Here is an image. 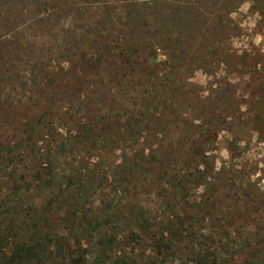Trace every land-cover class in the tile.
<instances>
[{"label": "trees", "instance_id": "trees-1", "mask_svg": "<svg viewBox=\"0 0 264 264\" xmlns=\"http://www.w3.org/2000/svg\"><path fill=\"white\" fill-rule=\"evenodd\" d=\"M14 1L17 0H9ZM55 1L65 0H43L33 9L24 6L21 15H35L25 27L35 29L41 23L47 26L52 15L57 16L60 11L67 15L74 12L70 5L60 9ZM113 2L118 3L121 13L118 24L113 22L112 13H109L111 5L106 3L101 15L109 17L107 19L114 24L109 21L104 27L107 21L100 20L80 37L74 36L76 44L67 48L73 60L61 72L66 75L74 71L76 75L80 69L85 72L96 67L104 71L119 66L118 72L111 74L108 80V83L115 84V90L100 83L93 93H84V81H80L77 88L74 86L66 101L67 106H60L55 116V132L50 141L53 149L48 142V150L40 149L39 156L29 166L24 161L29 160L32 157L29 152L35 150L33 128L14 147H0V153L3 151L8 156L19 153L24 157L19 160L24 164L22 173L16 168L10 169V177L5 181L11 182V190L0 202V264H87L90 253L85 248H89V244L81 240L85 236L88 243L89 239H95L101 259L109 258V250L113 251L117 241L126 238L139 243L140 237L146 235L152 240V248L161 254L182 240L199 245V238L206 237L194 226L193 217L185 221L178 215L173 217L175 221L160 223L162 229L155 233L152 223L145 218L146 213L136 205H127L128 202L118 204L115 212L108 210L111 209L109 203L96 215L87 213L84 202L110 177L108 167L103 170L99 166L101 161L90 162L88 158H91L89 151L100 147H109L112 154L117 150L123 153L118 161L113 162V166L118 167V174L125 171V176L118 178V185L111 192L116 197L137 196L135 183L140 181V187L146 185L153 196L181 202L188 199L197 187L203 186L207 190L205 181L212 177L209 175L212 166L205 147L216 138L214 123L220 122L215 121L219 112L206 110L199 124L195 121L182 124L177 118L172 121L170 119L178 115V107L169 102V96L172 92L175 98L180 97L186 81L180 79L179 71L193 67L195 62L191 58L194 54L205 51V59L211 64L217 56L225 57L221 47L226 46L224 43L228 39L226 31L230 20L227 16L235 9L216 10L214 6L229 3L232 7L237 1ZM8 26L12 27L11 32L19 30L14 22ZM43 79H46L45 73ZM170 124H174L177 130L182 127L190 132L186 139L179 136L176 144H181L180 141L188 143L189 156L185 161L191 171L182 172L178 168L180 155L164 150L174 146L168 135ZM135 147L137 150L129 156L128 152ZM61 159L70 161L67 168L57 165ZM13 160L12 156L10 161ZM142 176L145 178L140 179ZM48 192L52 193V198L42 203L41 210L33 200ZM209 198L213 199V195L210 194ZM66 199L72 201L67 209L63 206ZM51 208L65 216L82 213L81 216L74 214L73 219L68 220H58L57 215L51 219ZM186 211L184 209L182 213ZM123 219L127 222L119 224ZM125 229L129 232L125 233ZM67 232L75 234L74 243L81 245L80 250L72 248ZM84 245L86 247L82 248ZM199 255L197 264H229V261L220 259L219 262L210 261L212 253L203 257ZM248 257L250 259L242 263L233 264H264V247L252 251Z\"/></svg>", "mask_w": 264, "mask_h": 264}, {"label": "rangeland", "instance_id": "rangeland-1", "mask_svg": "<svg viewBox=\"0 0 264 264\" xmlns=\"http://www.w3.org/2000/svg\"><path fill=\"white\" fill-rule=\"evenodd\" d=\"M42 1L17 0L12 3L0 0V147H14L33 128L35 150L29 152L32 157L24 161L28 166L35 162L33 160L39 156L40 149L48 150V142L53 149L50 141L55 132V116L60 106H67L66 101L72 94L70 90L84 81V93H93L100 83L107 88L112 87L114 91L115 84L108 83V80L119 68L116 66L102 71L94 67L85 72L80 69L76 75L74 71L66 75L61 72L73 60L67 48L76 44L74 36L80 37L100 20L107 21L104 27L109 23L113 25V22L118 24V15L121 14L118 3L113 0L55 1L60 9L70 5L74 12L67 15L60 11L57 16L49 17L47 26L41 23L35 29L26 28L28 26L25 23L35 15L30 13L24 17L20 13L21 9L24 6L33 9ZM236 1L232 7L229 3L222 7L214 6L216 10L235 9L227 16L230 20L226 31L228 39L224 43L226 46L221 47L226 53L225 57L217 56L211 64L205 59V51L194 54L191 58L195 62L193 67L179 71L180 79L186 81L180 97L175 98L172 92L169 96V102L178 107V115L174 113L177 117H172V121L177 118L182 124L187 121L199 124L206 110L219 112L215 121L221 123H214L216 138L205 147L212 166L209 173L212 177L205 181L207 190L203 186L197 187L188 199L181 202L153 196L146 185L140 187V181L135 183L138 186L134 189L138 192L137 196L116 197L111 192L118 185V178L125 176V171L118 174V167L113 166V162L118 161L123 153L117 150L112 154L109 147H100L99 150L89 151L91 158H88L90 162L101 161L99 166L103 170L108 167L110 177L103 182L101 189L93 191V195L84 202L87 213L96 215L109 203L111 209L108 210L115 212L118 204L128 202L127 205H136L146 213L145 218L152 223L151 228L155 233L162 229L160 223L175 221L173 217L178 215L185 221L193 217L191 221H194V226L206 237L199 238V245L182 240L161 254L152 248V240L146 235L140 237L139 243L126 238L117 241L113 251L109 250V258L101 259L95 239H89L88 243V237L85 236L81 240L89 244V248L82 246L90 253L87 264H197L199 254L203 257L211 253L210 261L219 262L220 259L233 264L250 259L248 256L252 251L264 247V0ZM106 3L111 5L109 13H112L113 22L101 15ZM10 11L13 13L9 14ZM10 22H14L19 30L11 32L12 27L8 26ZM257 37L261 39L257 41ZM44 73L46 79H43ZM168 135L174 146L164 150L180 155L178 168L182 172L191 171V166L188 167L185 161L189 156L188 143L179 140L181 144H176L179 136L186 139L190 132L182 127L177 130L174 124H170ZM135 150L137 147L130 149L128 155H132ZM0 156L2 202L11 190V182L5 181L10 177V169L16 168L22 173L24 164L19 160L24 157L19 153L8 156L3 151ZM12 156L15 160L10 161ZM69 163V160L61 159L57 165L64 167ZM210 194L213 199L209 198ZM51 198L52 193L48 192L42 197H35L33 201L43 210L42 203L49 202ZM71 203L66 199L64 208L67 209ZM184 209L187 211L182 213ZM50 210V218L55 219L57 215L58 220L73 219L74 214L81 216L82 213L73 211L71 215L65 216L52 208ZM31 212L32 209L29 214ZM124 222L127 220L123 219L119 224L123 225ZM67 234L72 240V248L80 250L81 245L74 243L75 234Z\"/></svg>", "mask_w": 264, "mask_h": 264}, {"label": "clouds", "instance_id": "clouds-1", "mask_svg": "<svg viewBox=\"0 0 264 264\" xmlns=\"http://www.w3.org/2000/svg\"><path fill=\"white\" fill-rule=\"evenodd\" d=\"M246 7H247V5H245V10H246ZM233 15H235V14H233ZM241 26L243 27V23L241 24ZM259 39H261V37H257V41H259ZM257 175H259V173Z\"/></svg>", "mask_w": 264, "mask_h": 264}]
</instances>
